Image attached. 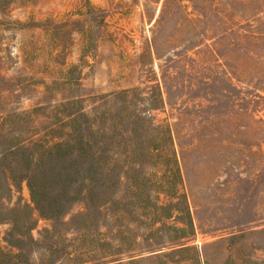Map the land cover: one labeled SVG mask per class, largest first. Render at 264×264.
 Returning <instances> with one entry per match:
<instances>
[{"label": "rangeland", "instance_id": "rangeland-1", "mask_svg": "<svg viewBox=\"0 0 264 264\" xmlns=\"http://www.w3.org/2000/svg\"><path fill=\"white\" fill-rule=\"evenodd\" d=\"M0 160L12 264H264V0H0Z\"/></svg>", "mask_w": 264, "mask_h": 264}, {"label": "trees", "instance_id": "trees-1", "mask_svg": "<svg viewBox=\"0 0 264 264\" xmlns=\"http://www.w3.org/2000/svg\"><path fill=\"white\" fill-rule=\"evenodd\" d=\"M56 144L52 145V146H46L44 147V151L47 153V155H52L54 150L56 149ZM22 148V147H21ZM16 149H20V147H16L15 149H13L11 151V153L13 154ZM42 156V154L40 155ZM38 157H32L31 155H20L18 157V161L16 162V165H23L24 169L23 171H21L20 173H22L24 175L25 180L29 181V189L31 192V197H32V201L35 204V209H37L40 213H42L41 211V205H40V195L38 193V187H36V185H34V183L32 182V178L34 176V173L32 172V165H34L35 163L38 162ZM1 161V160H0ZM30 168V169H29ZM19 175V172L17 171H11L9 173V176L7 177V181L9 182L10 179H16V177ZM9 185H11L9 183ZM3 186L0 184V193L3 190ZM13 223V225H15V228H17V224H18V220H13L11 221ZM27 225H23V228H27ZM186 244H181L179 249H184V248H188V246H185ZM20 255V254H18ZM166 254L162 253V256H165ZM8 253H4L1 248H0V264H12L11 262L8 261ZM17 256L14 257V263L15 261H17Z\"/></svg>", "mask_w": 264, "mask_h": 264}]
</instances>
